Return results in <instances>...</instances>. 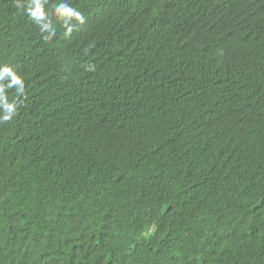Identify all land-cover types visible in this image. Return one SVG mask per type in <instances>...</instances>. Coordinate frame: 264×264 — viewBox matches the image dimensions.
Segmentation results:
<instances>
[{
  "label": "trees",
  "instance_id": "16d2710c",
  "mask_svg": "<svg viewBox=\"0 0 264 264\" xmlns=\"http://www.w3.org/2000/svg\"><path fill=\"white\" fill-rule=\"evenodd\" d=\"M28 2L0 0V264H264V0H63L70 32L46 0L48 39Z\"/></svg>",
  "mask_w": 264,
  "mask_h": 264
},
{
  "label": "clouds",
  "instance_id": "9594fccd",
  "mask_svg": "<svg viewBox=\"0 0 264 264\" xmlns=\"http://www.w3.org/2000/svg\"><path fill=\"white\" fill-rule=\"evenodd\" d=\"M45 2L46 0H29L25 11L28 17L38 25L42 33H49V36L45 37V39H48L51 35H54V29L49 14L45 12ZM54 15L68 26L69 32L71 31V21L75 20L79 23L84 22L82 13L63 2V0L55 6ZM88 70L94 69L92 66H89ZM5 79L7 83L0 85V113H2L0 114V121L11 120L16 115L20 103L18 99L9 101L6 90L15 88L17 95L24 92L23 77L8 66L0 68V81Z\"/></svg>",
  "mask_w": 264,
  "mask_h": 264
}]
</instances>
